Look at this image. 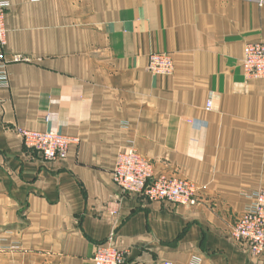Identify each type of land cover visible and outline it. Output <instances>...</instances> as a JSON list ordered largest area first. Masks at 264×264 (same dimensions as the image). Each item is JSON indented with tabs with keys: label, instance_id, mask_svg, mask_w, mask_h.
<instances>
[{
	"label": "crops",
	"instance_id": "obj_1",
	"mask_svg": "<svg viewBox=\"0 0 264 264\" xmlns=\"http://www.w3.org/2000/svg\"><path fill=\"white\" fill-rule=\"evenodd\" d=\"M0 85V264H93L114 243L146 264H264L232 228L264 188V78L244 47L264 41L258 0H9ZM169 52L172 75L147 70ZM20 55L25 59L14 61ZM212 97L210 110L206 103ZM20 129L76 136L44 160ZM133 146L155 174L199 188L194 206L113 180Z\"/></svg>",
	"mask_w": 264,
	"mask_h": 264
},
{
	"label": "built area",
	"instance_id": "obj_2",
	"mask_svg": "<svg viewBox=\"0 0 264 264\" xmlns=\"http://www.w3.org/2000/svg\"><path fill=\"white\" fill-rule=\"evenodd\" d=\"M263 4L264 0H258ZM9 0H0V85L9 81L5 46L7 39L6 13ZM20 55L14 61H22ZM148 70L154 74L171 75L175 70L174 58L169 52L152 53ZM242 70L246 77L264 76V41L248 42L244 47ZM212 98L206 103L210 110ZM18 133L26 149L37 152L44 160L66 158L72 145L79 143L76 136L52 130L38 131L20 129ZM113 180L123 191L146 196L152 201H168L186 206H194L200 200L197 186L188 179L173 174L155 175L152 163L135 147L130 146L118 154L113 170ZM251 203L232 228V236L238 242L248 245L251 254L259 256L264 252V188L250 194ZM115 234L97 245L93 264H146L132 262L127 253L114 243Z\"/></svg>",
	"mask_w": 264,
	"mask_h": 264
},
{
	"label": "rangeland",
	"instance_id": "obj_3",
	"mask_svg": "<svg viewBox=\"0 0 264 264\" xmlns=\"http://www.w3.org/2000/svg\"><path fill=\"white\" fill-rule=\"evenodd\" d=\"M261 5V4H260ZM261 41H263V40H261ZM164 51H161L160 53H163ZM152 53H157V52H152ZM151 53V54H152ZM150 54V55H151ZM150 55H149V57H150ZM173 56V55H172ZM174 58V57H173ZM243 59V58H242ZM148 61H149V58H148ZM174 63H175V60H174ZM147 70H148V63H147ZM149 71V70H148ZM175 71V70H174ZM149 72H151V71H149ZM152 73V72H151ZM154 74V73H153ZM243 74H244V72H243ZM161 75H163V74H161ZM172 75V74H171ZM244 76H245V74H244ZM245 78H247V79H262V78H264V76H262V77H257V78H254V77H246L245 76ZM210 98H212V97H210ZM213 101V100H212ZM162 174H166V173H162ZM155 175H158V174H155ZM170 175V174H169ZM173 175H175V174H173ZM176 176H178V175H176ZM178 177H180V176H178ZM181 178V177H180ZM183 179H185V178H183ZM196 185V184H195ZM198 188V187H197ZM260 189H263V188H260ZM260 189H258V190H260ZM198 190H199V188H198ZM258 190H255V191H258ZM254 191V192H255ZM253 193V192H252ZM251 193V194H252ZM200 195V194H199Z\"/></svg>",
	"mask_w": 264,
	"mask_h": 264
}]
</instances>
